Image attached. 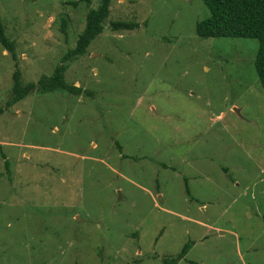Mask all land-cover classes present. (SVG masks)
Masks as SVG:
<instances>
[{
  "label": "rangeland",
  "instance_id": "obj_1",
  "mask_svg": "<svg viewBox=\"0 0 264 264\" xmlns=\"http://www.w3.org/2000/svg\"><path fill=\"white\" fill-rule=\"evenodd\" d=\"M0 0V107L48 75L97 0ZM201 0H109L65 82L0 113V264H264V93L249 37H197ZM114 20L134 21L111 31ZM236 109V111L234 110ZM185 188L188 194L185 192Z\"/></svg>",
  "mask_w": 264,
  "mask_h": 264
},
{
  "label": "trees",
  "instance_id": "obj_2",
  "mask_svg": "<svg viewBox=\"0 0 264 264\" xmlns=\"http://www.w3.org/2000/svg\"><path fill=\"white\" fill-rule=\"evenodd\" d=\"M90 0H67L66 3L76 5L78 2L88 3ZM208 10V15L195 22L194 32L197 37H249L256 39L257 47L253 56V68L261 90L264 93V0H201ZM109 0H97L95 7H89L84 15V25L77 35L73 48L66 50L59 58L48 75H40L34 82H20L17 67L11 74L12 86L11 95L0 107V113L20 100L35 88L40 92L62 90L72 94H79L81 88L67 83L63 79V73L67 69L69 61L78 55H82L91 39L102 31V24L108 14ZM136 26L134 21L114 20L108 23L111 31L129 30ZM0 46L6 50L10 57L15 60L13 41L6 36L3 23L0 20ZM3 159V167L8 172V160L0 152ZM185 192L188 194L187 189ZM264 226V213L260 216ZM191 241H186L180 250L172 255L162 258L163 264H174L183 258ZM190 264H196L189 261Z\"/></svg>",
  "mask_w": 264,
  "mask_h": 264
},
{
  "label": "water",
  "instance_id": "obj_3",
  "mask_svg": "<svg viewBox=\"0 0 264 264\" xmlns=\"http://www.w3.org/2000/svg\"><path fill=\"white\" fill-rule=\"evenodd\" d=\"M234 110L236 111V109L234 108Z\"/></svg>",
  "mask_w": 264,
  "mask_h": 264
}]
</instances>
